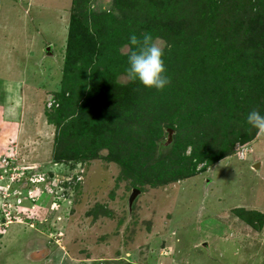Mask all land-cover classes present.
<instances>
[{
    "label": "rangeland",
    "instance_id": "1",
    "mask_svg": "<svg viewBox=\"0 0 264 264\" xmlns=\"http://www.w3.org/2000/svg\"><path fill=\"white\" fill-rule=\"evenodd\" d=\"M121 2L0 0V264H264V133L245 121L264 114V0H204L160 25L186 7L171 5L139 33ZM146 33L170 78L157 94L125 73ZM188 53L230 70L188 87ZM208 141L221 158L192 174Z\"/></svg>",
    "mask_w": 264,
    "mask_h": 264
},
{
    "label": "trees",
    "instance_id": "2",
    "mask_svg": "<svg viewBox=\"0 0 264 264\" xmlns=\"http://www.w3.org/2000/svg\"><path fill=\"white\" fill-rule=\"evenodd\" d=\"M203 1L204 0H122L121 7L119 6L118 9L120 10V12L122 14L126 15L124 17L126 20H127L128 17H132L134 19V21L136 20L138 27H136L133 30H135L136 32L139 33L140 32V26H145V25L149 24L151 21H153V20L156 21L157 20V17L155 15V13H157V10H159V12H162V11L165 12V10H168L169 9L168 7H170L171 5H175V4L179 5V6L180 5H185L186 7L182 11V13L178 14L177 21L175 20V17L172 18V20H171L170 16L165 17V18H162V17L159 18V24L160 25H164V24L167 25V23L165 21H167L169 23V25H172L173 23L175 24V22H181L183 24L184 22L191 21V18L188 17L189 15L187 16L186 13H185L186 8L191 6L192 10L193 9L197 10L198 8L204 7L206 5V3L202 4ZM205 1L208 2V0H205ZM210 1L213 2V0H210ZM191 4H193V5H191ZM211 4L212 3H208V5H211ZM133 6H137L140 9L135 7L136 11L127 12L128 9H129L128 7H133ZM207 10H208V7H207ZM202 12H204V11H202ZM244 13H245V11H244ZM258 13H260V11H257V10L256 11H252L251 10L250 15H252V16L253 15L254 16H260V14L258 15ZM166 15H168V13H166ZM105 16H107V15H105ZM210 16H211V14L207 15L208 20H210V18H209ZM235 22H236V20L233 21V25L235 24ZM207 26L208 25H206L204 27V30H200L198 32V33H200V38L208 36V34H209V36L207 38L210 37V31L208 33ZM70 29H72V30L74 29L73 25H72V27ZM229 35L231 36V34H229ZM69 39H71V37H69ZM99 41H100V37L99 36H94V37L92 36L91 37V43H92L93 46H95L97 43H99ZM208 42H209V40H208ZM214 43H216V42H214ZM224 43H228V42L224 41ZM78 45L80 46L81 43H78ZM109 46H115V43H108V44H106L104 46V48L106 49ZM97 47H99V46H97ZM97 47H96V49H97ZM100 52H101V50L98 51L97 55ZM180 53L181 52L179 51L178 54H180ZM185 53H183V54H185ZM188 55H189V57L186 58L187 60H186L185 64L182 66V68H181L182 74L184 73L185 77L187 79H189V81L185 83V85L188 86V87L198 86L199 76L201 75V77H202L204 75V73H206V71L208 72V76L209 75L215 76V75H217V73H221V72H224V71L227 72L228 70H230L228 63L224 60L223 56L217 55L218 57L215 56V59H210L206 63L205 62L199 63V60L197 62V59H198L197 55H195V57L192 58L191 60L189 59L190 58V54L189 53H188ZM221 55H223V54L221 53ZM202 68H203V70H202ZM154 93L157 94L158 91L155 90ZM192 107L194 108V105H192ZM147 116H148V114L145 117H147ZM191 119L194 122L197 121V119H195L193 116L191 117ZM154 121H155V119H154ZM195 127L196 126H194V129L196 130ZM198 135L196 134V132L194 130H192L191 134L189 136L190 137L191 136L198 137ZM188 140H189L188 142L191 141V143H193L196 139H194V141H193L192 139L189 138ZM90 141H92V140H90ZM217 143H218V141H217ZM198 144L199 145L194 146V148L196 147L195 149L194 148L192 149L194 151H192V155L191 156H189L191 152L189 154H187V156H189L188 159H189L190 163L193 164L192 165L193 166V168H192L193 173L192 174L196 173V171H197L196 170V168H197L196 166H197L198 162H204L203 160H205V164L208 165V163H211V162L214 163V162H216L217 160H219L221 158V153H215V151L212 150V145L211 144H213V143L211 141H208L207 144H203L201 146H200V143H198ZM207 146H208V150H206ZM204 158H206V159H204ZM204 167H206V166H204ZM204 167L202 169H204ZM235 210H239V209L236 208Z\"/></svg>",
    "mask_w": 264,
    "mask_h": 264
},
{
    "label": "clouds",
    "instance_id": "3",
    "mask_svg": "<svg viewBox=\"0 0 264 264\" xmlns=\"http://www.w3.org/2000/svg\"><path fill=\"white\" fill-rule=\"evenodd\" d=\"M129 44L131 47L127 55V67L125 69L127 79L142 85L146 89L163 90L170 83V78L166 74L163 59L164 47L160 38L147 33L143 34L142 38H138L136 34H131ZM9 91L11 92V89ZM20 103L18 97L10 95L5 106V115L14 118L18 113ZM245 121L252 129L264 133V114L260 111H249ZM48 264H52L51 260Z\"/></svg>",
    "mask_w": 264,
    "mask_h": 264
},
{
    "label": "built area",
    "instance_id": "4",
    "mask_svg": "<svg viewBox=\"0 0 264 264\" xmlns=\"http://www.w3.org/2000/svg\"><path fill=\"white\" fill-rule=\"evenodd\" d=\"M6 165H7V164H6ZM3 166H4V165H3ZM13 178H15V177H13ZM16 191H19V190H16ZM30 191H31V190H29L28 193H30ZM18 193H19V192H18ZM28 193H27V197L29 198ZM29 200H31V199L29 198ZM55 203H56V202H53V204H55ZM8 206H10V205L8 204ZM7 216H8L9 218L12 217V216L14 217V215H13L11 212H8V213H7ZM8 223H10V221H9ZM1 224H2V223H0V226H1Z\"/></svg>",
    "mask_w": 264,
    "mask_h": 264
},
{
    "label": "water",
    "instance_id": "5",
    "mask_svg": "<svg viewBox=\"0 0 264 264\" xmlns=\"http://www.w3.org/2000/svg\"><path fill=\"white\" fill-rule=\"evenodd\" d=\"M255 166H257V165H255ZM136 192H138V189H136V188L133 189V192H132V194H131V196H130V199H129V200H130V203H131V201L133 200L134 195H135Z\"/></svg>",
    "mask_w": 264,
    "mask_h": 264
},
{
    "label": "crops",
    "instance_id": "6",
    "mask_svg": "<svg viewBox=\"0 0 264 264\" xmlns=\"http://www.w3.org/2000/svg\"><path fill=\"white\" fill-rule=\"evenodd\" d=\"M4 120H5V119H4ZM7 120H8V119H7ZM10 120H11V119H9V121H10ZM11 121H19V120H16V119L13 118ZM18 123H19V122H18Z\"/></svg>",
    "mask_w": 264,
    "mask_h": 264
}]
</instances>
